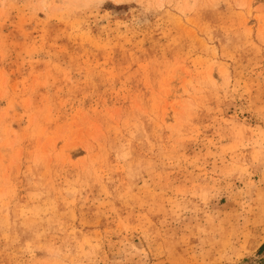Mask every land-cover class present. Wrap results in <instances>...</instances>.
Here are the masks:
<instances>
[{"label": "rangeland", "instance_id": "obj_1", "mask_svg": "<svg viewBox=\"0 0 264 264\" xmlns=\"http://www.w3.org/2000/svg\"><path fill=\"white\" fill-rule=\"evenodd\" d=\"M264 0H0V264H264Z\"/></svg>", "mask_w": 264, "mask_h": 264}, {"label": "trees", "instance_id": "obj_2", "mask_svg": "<svg viewBox=\"0 0 264 264\" xmlns=\"http://www.w3.org/2000/svg\"><path fill=\"white\" fill-rule=\"evenodd\" d=\"M263 248H264V245H263Z\"/></svg>", "mask_w": 264, "mask_h": 264}]
</instances>
